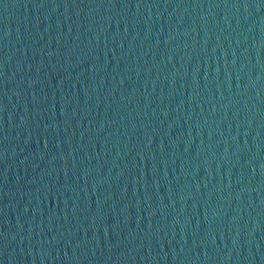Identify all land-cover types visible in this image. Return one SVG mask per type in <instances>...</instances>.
Returning a JSON list of instances; mask_svg holds the SVG:
<instances>
[{"label":"water","instance_id":"water-1","mask_svg":"<svg viewBox=\"0 0 264 264\" xmlns=\"http://www.w3.org/2000/svg\"><path fill=\"white\" fill-rule=\"evenodd\" d=\"M0 264H264V0H0Z\"/></svg>","mask_w":264,"mask_h":264}]
</instances>
